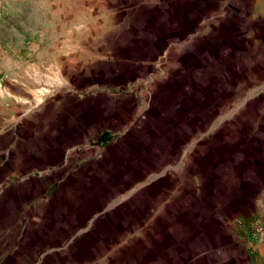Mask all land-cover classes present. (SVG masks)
I'll use <instances>...</instances> for the list:
<instances>
[{
	"label": "rangeland",
	"instance_id": "obj_1",
	"mask_svg": "<svg viewBox=\"0 0 264 264\" xmlns=\"http://www.w3.org/2000/svg\"><path fill=\"white\" fill-rule=\"evenodd\" d=\"M241 2L66 0L75 25L50 70V99L64 101V113L52 108L51 116L66 118L65 142L46 175L35 166L19 181L45 186L35 193L52 201L45 226L72 260L87 258L91 249L99 264H225L232 258L237 244L225 234L234 233L235 223L226 228L216 210L210 214L216 225L193 234L202 199L193 208L190 196L183 205L175 197L182 187L176 177L183 180L192 167L200 178L208 172L197 167L211 153L203 147L224 132L219 123L240 121L263 104L264 84L252 90L240 80L264 76V46L244 41L235 20ZM223 100L230 101L227 108ZM103 132L110 140L97 144ZM262 242L255 256L244 248L230 264H264Z\"/></svg>",
	"mask_w": 264,
	"mask_h": 264
},
{
	"label": "crops",
	"instance_id": "obj_2",
	"mask_svg": "<svg viewBox=\"0 0 264 264\" xmlns=\"http://www.w3.org/2000/svg\"><path fill=\"white\" fill-rule=\"evenodd\" d=\"M249 2L236 5L235 20L241 27L242 39H253V43L262 47L264 0L258 1L262 4L259 9ZM66 5V0H56L53 6L56 9L52 8L51 0H0V264H99L92 249L87 258L72 260L64 251L65 246L53 242L58 237L52 238L53 229L45 226L50 208L46 200L38 199L39 194L31 202L22 203L14 200L10 191L15 186L32 187L20 184L19 176L35 166L42 167L46 175L45 168L50 166L51 157L63 149L65 141L60 137L64 134L65 138L68 124L63 116H51L52 108L64 113L61 109L64 101L50 99L53 88L50 70L61 55L65 32L75 25L67 17ZM32 37V42H25ZM244 76L240 79H245L242 87L250 86L254 90L258 84H264V76ZM262 101L258 110L251 109L240 121L219 123L224 125V132L202 150L211 152L206 154L207 159L203 155L198 163V170L203 167L208 170L202 178L197 177L195 167L183 180L176 177L182 185L175 197L177 203L183 205L184 199L190 196L187 205L195 208L196 199H202L199 202L202 216H198L200 223L194 222L193 234L205 227L210 231L216 225L210 220L213 211H219V219L226 228H231L235 219L264 208V98ZM222 102V108H227L230 101ZM240 129H244V135H240ZM56 135L59 141L52 143ZM33 187L35 191L45 188ZM7 192L11 199L4 195ZM187 219L193 222L189 216ZM233 229L234 233L228 229L230 232L225 238L235 240L237 247L225 264L237 262L246 251V246L237 242V228ZM263 243L264 238L259 248L261 256ZM208 251L204 250L200 258Z\"/></svg>",
	"mask_w": 264,
	"mask_h": 264
},
{
	"label": "built area",
	"instance_id": "obj_3",
	"mask_svg": "<svg viewBox=\"0 0 264 264\" xmlns=\"http://www.w3.org/2000/svg\"><path fill=\"white\" fill-rule=\"evenodd\" d=\"M234 223L241 231L238 239L246 246L247 253L255 256L257 246L264 238V208L248 216L239 217Z\"/></svg>",
	"mask_w": 264,
	"mask_h": 264
},
{
	"label": "flooded vegetation",
	"instance_id": "obj_4",
	"mask_svg": "<svg viewBox=\"0 0 264 264\" xmlns=\"http://www.w3.org/2000/svg\"><path fill=\"white\" fill-rule=\"evenodd\" d=\"M177 147L181 148L179 145ZM10 191L12 192V196H13L14 200L17 199L22 203L31 202L32 199H34V196L36 193L33 186L32 187L27 186L26 188L15 186ZM47 207H49V208L53 207L52 201H47Z\"/></svg>",
	"mask_w": 264,
	"mask_h": 264
},
{
	"label": "trees",
	"instance_id": "obj_5",
	"mask_svg": "<svg viewBox=\"0 0 264 264\" xmlns=\"http://www.w3.org/2000/svg\"><path fill=\"white\" fill-rule=\"evenodd\" d=\"M109 140H110V135L108 134V132H103L98 136L96 143L104 144L107 143Z\"/></svg>",
	"mask_w": 264,
	"mask_h": 264
},
{
	"label": "bare ground",
	"instance_id": "obj_6",
	"mask_svg": "<svg viewBox=\"0 0 264 264\" xmlns=\"http://www.w3.org/2000/svg\"><path fill=\"white\" fill-rule=\"evenodd\" d=\"M126 197H123V199H125Z\"/></svg>",
	"mask_w": 264,
	"mask_h": 264
}]
</instances>
